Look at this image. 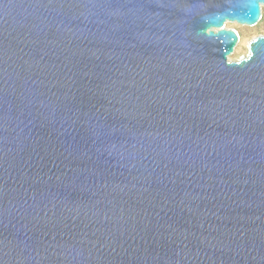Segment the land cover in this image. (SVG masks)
<instances>
[{
  "label": "water",
  "instance_id": "water-1",
  "mask_svg": "<svg viewBox=\"0 0 264 264\" xmlns=\"http://www.w3.org/2000/svg\"><path fill=\"white\" fill-rule=\"evenodd\" d=\"M264 0H0V264H264Z\"/></svg>",
  "mask_w": 264,
  "mask_h": 264
},
{
  "label": "rangeland",
  "instance_id": "rangeland-1",
  "mask_svg": "<svg viewBox=\"0 0 264 264\" xmlns=\"http://www.w3.org/2000/svg\"><path fill=\"white\" fill-rule=\"evenodd\" d=\"M261 19L253 26L240 25L235 22H226L225 27L233 28L239 35V40L229 55L230 60L238 59L248 53V42L256 35L264 34V5L261 6Z\"/></svg>",
  "mask_w": 264,
  "mask_h": 264
}]
</instances>
